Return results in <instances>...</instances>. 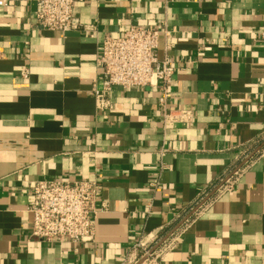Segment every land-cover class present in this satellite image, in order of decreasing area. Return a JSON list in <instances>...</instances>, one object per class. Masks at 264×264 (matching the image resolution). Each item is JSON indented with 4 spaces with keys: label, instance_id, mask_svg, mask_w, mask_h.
<instances>
[{
    "label": "crops",
    "instance_id": "0c3cea01",
    "mask_svg": "<svg viewBox=\"0 0 264 264\" xmlns=\"http://www.w3.org/2000/svg\"><path fill=\"white\" fill-rule=\"evenodd\" d=\"M6 2L0 264H137L164 239L142 264H264V0H83L65 32L36 23L35 0ZM135 23L169 31L168 108L190 120L165 126L152 86L98 108L104 39ZM54 179L97 181L92 241L31 236L30 191Z\"/></svg>",
    "mask_w": 264,
    "mask_h": 264
},
{
    "label": "built area",
    "instance_id": "2783aa9c",
    "mask_svg": "<svg viewBox=\"0 0 264 264\" xmlns=\"http://www.w3.org/2000/svg\"><path fill=\"white\" fill-rule=\"evenodd\" d=\"M80 1L83 0H35V21L50 30L65 32L76 28L79 21L74 11L76 3ZM4 5H7L6 0H0V6ZM161 34L170 37L165 28L160 30L135 23L123 34L104 39L97 60L102 81L92 91L101 111L114 110L115 104L109 95L114 87L152 86L160 90L159 105L165 126L191 119L188 110L168 108L171 97L169 85L175 71L170 57L160 59L158 55ZM173 45L169 41L166 50H171ZM229 179L225 181V188L231 186ZM30 192L31 202L27 214L32 237L50 243H85L94 239L95 218L105 206L104 203L99 205L96 180H41L34 183ZM149 251L146 249L145 252L148 259H155L165 252L157 250L150 254Z\"/></svg>",
    "mask_w": 264,
    "mask_h": 264
},
{
    "label": "water",
    "instance_id": "95a60500",
    "mask_svg": "<svg viewBox=\"0 0 264 264\" xmlns=\"http://www.w3.org/2000/svg\"><path fill=\"white\" fill-rule=\"evenodd\" d=\"M167 238H168V237H167ZM164 241H165V239H164L163 241H161L157 246H155L154 248H152V249L149 251V253L151 254L152 252H154V251L157 249V247H159ZM147 258H148V255H145V256L143 257V259H142L141 261H139L137 264H142Z\"/></svg>",
    "mask_w": 264,
    "mask_h": 264
}]
</instances>
